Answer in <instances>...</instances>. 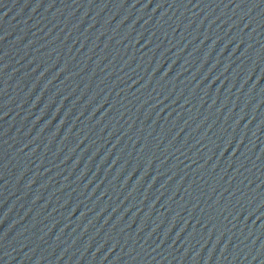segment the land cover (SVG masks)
I'll return each instance as SVG.
<instances>
[{"label": "water", "instance_id": "95a60500", "mask_svg": "<svg viewBox=\"0 0 264 264\" xmlns=\"http://www.w3.org/2000/svg\"><path fill=\"white\" fill-rule=\"evenodd\" d=\"M0 264H264V0H0Z\"/></svg>", "mask_w": 264, "mask_h": 264}]
</instances>
